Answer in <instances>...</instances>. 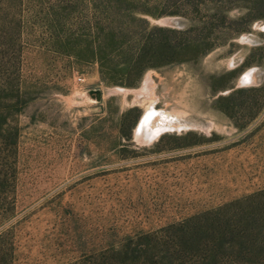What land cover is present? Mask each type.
I'll return each mask as SVG.
<instances>
[{
	"label": "rangeland",
	"instance_id": "rangeland-1",
	"mask_svg": "<svg viewBox=\"0 0 264 264\" xmlns=\"http://www.w3.org/2000/svg\"><path fill=\"white\" fill-rule=\"evenodd\" d=\"M92 2L0 0V264H264V0L202 60L141 79L68 50ZM134 2L151 26H189L178 1ZM149 77L141 100L110 91ZM150 104L188 129L139 142Z\"/></svg>",
	"mask_w": 264,
	"mask_h": 264
},
{
	"label": "trees",
	"instance_id": "trees-1",
	"mask_svg": "<svg viewBox=\"0 0 264 264\" xmlns=\"http://www.w3.org/2000/svg\"><path fill=\"white\" fill-rule=\"evenodd\" d=\"M134 1L106 0L104 3L103 0H93L94 16L79 24L76 38L65 44L77 61L98 63L102 75L107 77L137 76L140 79L151 69L200 61L239 34L241 30L233 29V26L241 19L231 18L229 14L236 8L243 11L249 2L175 0L178 1L175 13L186 10L182 16L189 21V26L180 30L151 26L146 19L137 16L142 10ZM217 29L222 30L221 35L216 33ZM174 37L177 40L173 42ZM29 93L27 90L17 91L2 112L4 122L8 118L6 113L12 109L14 112L21 111L18 110L20 104L25 106L30 101L25 97ZM234 95L235 92L227 99H232Z\"/></svg>",
	"mask_w": 264,
	"mask_h": 264
},
{
	"label": "bare ground",
	"instance_id": "bare-ground-1",
	"mask_svg": "<svg viewBox=\"0 0 264 264\" xmlns=\"http://www.w3.org/2000/svg\"><path fill=\"white\" fill-rule=\"evenodd\" d=\"M253 80H255L254 70L247 71L240 78L239 85H249ZM150 81V77L147 78L143 83L141 89L139 88L137 90H128L118 87L110 91H112L113 93H121V95H124V97L132 93L135 95V99L141 100L142 97H144V95L150 90ZM159 111L160 110H157L153 104H150L149 107L145 110L143 116L140 118L138 125L135 128L134 135L136 139L139 140V142L146 143L152 140L156 141V139L165 132L167 133L171 130L179 131L182 129H188L189 124L182 122L178 123V121L174 122V118L172 117L171 113H168L166 111Z\"/></svg>",
	"mask_w": 264,
	"mask_h": 264
},
{
	"label": "water",
	"instance_id": "water-1",
	"mask_svg": "<svg viewBox=\"0 0 264 264\" xmlns=\"http://www.w3.org/2000/svg\"><path fill=\"white\" fill-rule=\"evenodd\" d=\"M175 21H176L175 19H163V20L156 21V24H158L161 27L175 28L176 26Z\"/></svg>",
	"mask_w": 264,
	"mask_h": 264
}]
</instances>
